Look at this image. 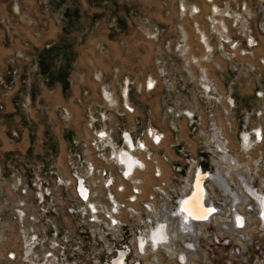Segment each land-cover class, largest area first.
<instances>
[{"label":"rangeland","instance_id":"1","mask_svg":"<svg viewBox=\"0 0 264 264\" xmlns=\"http://www.w3.org/2000/svg\"><path fill=\"white\" fill-rule=\"evenodd\" d=\"M213 1L231 16L236 11L244 23L241 27L232 17L224 18L234 41L229 45L211 29L206 0H0V55L10 49L0 65V130L6 128L9 142L18 143L0 148V264H5V250L17 247L24 253L22 232L29 225L59 232L76 226L74 217L85 206L73 202L77 176H83L91 200L104 209L102 169L118 201L131 183L141 199L155 196L161 183L165 190L183 189L194 162L208 173L222 167L231 174L237 170L232 160L256 177L253 185L264 192V0ZM203 32L213 48L205 57V73L181 52L187 44L204 63ZM202 79H208L214 97L207 96ZM61 100L76 103L72 112L55 106ZM7 104L13 113H7ZM256 126L262 128L258 141L252 138ZM213 128L221 145H228L222 147L225 153L216 146ZM149 129L161 134L162 143L150 142ZM242 131L250 132L249 147L241 143ZM125 132L142 159L132 181L120 176L112 154L125 148ZM155 166L161 174H155ZM119 183L125 188L121 193L115 190ZM205 183L211 196L226 198L210 179ZM166 192L154 204L170 212L174 192ZM39 193L44 194L40 202ZM128 219L132 228H140L135 217ZM86 239L92 254L91 236Z\"/></svg>","mask_w":264,"mask_h":264},{"label":"built area","instance_id":"2","mask_svg":"<svg viewBox=\"0 0 264 264\" xmlns=\"http://www.w3.org/2000/svg\"><path fill=\"white\" fill-rule=\"evenodd\" d=\"M147 133L150 142L158 143L157 140L161 138V134H158L159 139L155 140V133L152 137L150 131ZM195 165V162L191 163V173L184 180L183 189L174 191L169 190L171 187H166V192L161 183V185H156L155 196L151 193L147 194L145 199H141L138 188L131 183L130 191L119 201L113 198V194L107 189V186L112 184V179L102 169L101 184L107 190L105 199L108 202L104 204V209L91 200L90 187L84 182L83 176H77L74 184L75 201L73 202H82L85 206L83 204L74 217L76 226L66 225L60 232L55 228L46 230L40 227L37 230L33 224L29 225L25 231L18 229L24 231L25 234L23 235L22 232V236L29 240V244L26 239L23 254L17 247L5 250V264H264V213L260 207L254 205L253 201L249 203V198L247 202L245 201L246 204H250L249 206L243 205L240 197L229 205L226 198L213 197L209 194L208 184L205 183L206 179L203 177L202 187L205 191L203 200L207 201L208 197V202L214 203L217 208L225 204L230 207V213L224 217L228 218V224L233 228L231 231L221 222L213 224L210 217L212 214L217 215L218 210H213V213L210 212L211 214L209 213L204 218L193 219L187 228H179V217L173 215L172 211L169 212L168 206H163L161 211L156 208L154 203L162 198L161 194L164 192L167 194H170V191L174 192L173 210L177 206L180 192L188 190L187 194L191 193L195 173L199 170ZM137 167L140 169V165ZM154 170L156 175L161 174L159 167L155 166ZM120 176L131 181L128 179L129 175L126 177L122 171H120ZM254 179L252 182L256 184L257 178L254 177ZM263 182L262 180L261 184ZM238 185V182L231 184V187L236 188V193L239 191ZM80 186L85 190L84 196L81 194ZM252 187L257 188L253 184ZM124 189L122 183L115 187L117 193H121ZM13 195V192L10 193V196ZM43 195L39 193V202L43 200ZM3 201L6 202V200ZM242 207L246 210L245 215ZM73 209L74 205L70 207V210ZM12 211L13 214H17L18 209ZM233 211L236 215L243 217L241 224H235L237 222ZM69 214H72V211ZM130 216L138 220L140 228H132L128 219ZM29 218L35 220L31 215ZM157 225L164 226L165 235L153 241L150 230L157 229ZM166 227L170 230L167 231ZM236 229H240L241 234L235 233ZM192 231L191 236L185 233ZM87 235L91 236V247L95 250L92 254H89L92 250L86 246L89 242L86 239ZM98 242L101 244L100 250L95 248ZM80 253H84L81 258ZM216 255L222 256V260L213 261L212 257Z\"/></svg>","mask_w":264,"mask_h":264},{"label":"bare ground","instance_id":"3","mask_svg":"<svg viewBox=\"0 0 264 264\" xmlns=\"http://www.w3.org/2000/svg\"><path fill=\"white\" fill-rule=\"evenodd\" d=\"M217 12V10H216ZM222 12V11H221ZM251 42H252V39H251ZM148 86V85H147ZM150 88L149 89H152V87H154L153 85L149 86ZM207 96H209V98H212L214 97L213 94H211L209 91H207ZM224 107V110L225 111H228L227 109V106L223 105ZM215 129V128H213ZM259 130H257L256 132H258ZM213 132V137H214V140H217V144L219 142H221L218 138H217V132L214 130L212 131ZM221 134V133H220ZM257 134V133H256ZM126 136V137H125ZM124 137V140H128L129 137L128 135H123ZM155 138V137H154ZM257 139H258V136H257ZM125 140V141H126ZM109 141V140H108ZM131 141V140H129ZM128 141V142H129ZM127 142V141H126ZM110 143V142H109ZM127 144V143H126ZM129 144V143H128ZM131 144V143H130ZM223 144V143H222ZM132 146V144H131ZM129 146V149L130 147ZM222 147H227V143L223 145H221ZM246 146V145H245ZM244 147V146H243ZM110 148H111V145H110ZM109 148V149H110ZM115 150V149H114ZM134 150V149H133ZM224 151V153L226 152L225 149H222ZM122 151L123 152H127L128 154H130V157H132L133 160H136V163H134L132 166H130V168H126L125 165L123 162H122V158L124 157L121 156L122 155ZM115 152V151H114ZM216 153V152H215ZM248 153V152H247ZM217 154V153H216ZM227 155V154H226ZM230 155V158L231 159V154ZM121 156V157H120ZM139 158V160L137 158ZM114 158V156H113ZM115 159V158H114ZM113 159V160H114ZM126 159H129L128 157H125V160ZM116 161L119 162V170L123 172V174L126 175V171H128L130 173L128 179H131L132 181V176L133 174L135 173L134 171L136 169H139L137 166L138 165H141L142 163V159L140 158L139 155H133L131 154V151L127 150L126 148H118L116 149ZM121 160V161H120ZM127 162V161H126ZM232 161L230 160V163ZM130 163V162H129ZM237 168V170L235 171H232L233 173L231 174H227L228 175V178L224 177V174L228 173L224 168L221 167L220 169H217V173L213 174V175H208L206 173L208 172H205L204 174L201 173L199 170L196 171L195 173V176H194V180H193V185H192V191L191 193L187 194L188 193V190H183L182 192H180L179 194V198H178V201H177V206L174 208V210H172V213L173 215L175 214L176 216L179 217V222H178V227L182 228V223L183 221H185L184 218H182L183 216L186 217L187 219H189V223L195 219V218H204L205 216L209 215V213H213L212 211L215 210L217 211L218 210V214H212L210 218H212V222L213 224H217L218 222H221L222 224L225 225V227L227 229H229L230 231L233 229L231 227L230 224H228V218L224 217L226 216L228 213H230L231 209L228 205L225 204V206H218L219 208H217V205H215L214 203H210L208 202L209 201V198L207 197V201L206 200H203L204 198V195H203V192L205 194V191L202 187V179L204 177V179H210V181L213 183V185L215 186H218V189L223 193L225 194V197H226V200L228 201V204L231 205L232 204V201L234 202L235 199H238L239 197L242 199V202H243V205L246 204L245 202V199L250 197V200L249 202L252 200L254 205H257L258 207H260V209L263 211L264 213V193H262L260 190H258L257 188L255 187H252V181L255 180L254 177H251L250 174H246L244 173L243 169H240V167L236 166L234 162H232L231 166H233ZM246 168L248 169V164L246 162ZM127 166V165H126ZM128 167V166H127ZM147 167V166H146ZM201 170V169H200ZM231 175V177H230ZM209 176V178L207 177ZM248 176V177H247ZM126 177H128V174L126 175ZM232 177H234L236 180H234ZM192 179V177H190ZM253 178V179H251ZM224 179H227L228 181H225ZM194 181H195V184H194ZM236 183L238 182L239 183V191L238 193H236V190L233 189L231 186H229L227 183ZM252 183V184H251ZM133 184V183H132ZM191 184L190 180H189V185ZM135 187H137V185H133ZM194 186V187H193ZM215 186V187H216ZM217 188V187H216ZM80 191H81V194L84 196V193H85V190L80 186L79 187ZM217 189V190H218ZM219 192V191H218ZM250 195H248V194ZM183 199V202H182V208L186 211V213L189 214L188 215H184L181 211H179V203L180 201ZM86 201H90V200H86ZM185 201H187V204H185ZM203 204V206H202ZM207 205V206H206ZM205 208V209H204ZM224 208V210H223ZM211 210V211H210ZM242 210L245 212L244 215L246 214V210L243 209L242 207ZM177 213V214H176ZM185 213V212H184ZM210 213V214H211ZM233 216H235V221L237 223H235L236 225L237 224H241V222H243V217L241 218L240 215H236V213L233 211ZM235 214V215H234ZM193 217H191V216ZM185 226V225H184ZM183 228H187L188 227V224L187 226H185ZM170 228H172L171 226H169ZM167 231L170 230L168 227H166ZM188 230V229H187ZM235 233H240V229H236L234 230ZM187 235L191 236L193 231L191 233L189 232H185ZM150 234H151V239L153 241H156L158 240L159 237H164L165 235V228L164 226H161V225H157V229H154L152 228L150 230ZM241 234V233H240ZM162 237V238H163ZM167 237V236H166Z\"/></svg>","mask_w":264,"mask_h":264},{"label":"crops","instance_id":"4","mask_svg":"<svg viewBox=\"0 0 264 264\" xmlns=\"http://www.w3.org/2000/svg\"><path fill=\"white\" fill-rule=\"evenodd\" d=\"M206 1H208V3H210V4H208V10H209V13L211 14H209L210 16L209 17H211V18H209V20H210V27H211V29H215L214 30V32H215V34H216V36H218L219 37V39H217V40H219L220 41V43H222V41L224 40L228 45L229 44H231L232 43V41H233V38H230V36H229V34H228V30H227V28H226V24H225V21H224V18L225 17H232L233 19H235L236 21H237V24L238 25H241V27L243 26L244 27V23L242 22V21H240V20H238V17H237V12L235 11V13H236V15H234V16H231V13H229L228 12V10L227 9H225V8H221L218 4L216 5L215 3H214V1L213 0H206ZM210 5H212L213 6V8L210 6ZM205 6V5H204ZM182 7H186L185 6V3H182ZM206 7V6H205ZM194 8H196V6H194ZM193 8V9H194ZM191 9H192V7L191 6H189L188 7V11H191ZM216 10H217V12H216ZM184 11H186V10H184ZM197 8H196V11H195V13H197ZM222 11V12H221ZM242 23V24H241ZM236 24V25H237ZM197 29V28H196ZM6 34H8V31H6L5 32ZM249 36V41H251V39L253 40V38L250 36V35H248ZM223 38H225V39H223ZM201 40V43H202V45H204L203 47V52L201 53V56H202V60H203V62L204 63H202L199 59H197V58H195V55L193 54V53H191V50L189 49V45H188V47L186 48V46H187V44H185L183 47H182V53H184L185 51H186V53H185V56H191V58L193 59V61H189L188 62V64H195L194 66H198L199 68H201V71H202V73H205V72H207L206 71V69H205V67H207L206 65L207 64H205V62H206V59H205V57H207V55H210V53H212V51H213V48H212V44L208 41V40H206V32H203L200 36H199V41ZM234 42V41H233ZM48 43H44L43 44V46H46ZM237 44V42H235V44H234V46H232V48L233 49H236L237 48V46L238 45H236ZM254 44V43H253ZM40 46V45H39ZM187 49V50H186ZM221 50L223 51L224 50V46H222L221 47ZM3 54L4 55H0V65H2L5 61H7V58L8 57H10V54H9V52H10V49L9 48H6V49H4L3 51ZM244 53V52H243ZM193 54V55H192ZM228 54V53H227ZM244 55V54H243ZM205 70V72L203 71V70ZM204 75H206V74H204ZM207 76V75H206ZM124 77H127V75L125 74L124 75ZM205 80V79H204ZM205 81H207V83L206 82H203L205 85H208V79H206ZM147 82H149L150 83V85H153L152 84V82H153V77H150V79H149V81L147 80ZM103 84H101V86H102ZM127 86V85H126ZM104 86H102V88H103ZM207 87V86H206ZM208 87L210 88V86L208 85ZM154 87H152V89H153ZM103 90H104V88H103ZM110 93H111V91L110 90H108ZM126 92H127V88L125 89V97H126ZM105 93H106V95L107 96H109L108 95V92L105 90ZM110 97H111V99H109V101H110V103L111 104H116V96H113V95H110ZM127 98H125V100H126ZM97 103V102H96ZM76 103H73L72 102V100L70 101V102H68V101H63V100H61V101H59L58 103H56L55 104V106H57V105H60V106H62V107H64V108H66V109H68V110H70V112H72V107H73V105H75ZM9 105L10 104H7L6 105V108H7V113H13L14 112V107H12L11 105V108L9 107ZM8 108H10V109H8ZM187 112H190L188 109H187ZM15 128L14 127H12L11 128V130H14ZM242 133H245V132H242ZM125 134H128L129 135V133L127 132V133H124V135ZM159 133L156 131L155 132V135H157L158 137H159V135H158ZM152 135H153V132H152ZM130 136V135H129ZM131 137V136H130ZM123 139H124V137H123ZM132 139V138H131ZM10 140H12V139H10L9 138V136L7 135V133H6V128H4V129H1L0 130V148H1V150H7V149H9V148H16L17 147V144L18 143H10L9 141ZM125 143H127L125 140H124V145H125ZM160 143H162V141L160 142ZM159 143V144H160ZM111 145H114V144H112L111 143ZM130 151V150H129ZM113 153V152H112ZM134 156H135V154L133 153V152H131ZM137 158V157H136ZM114 161H115V163H117V164H119V162L118 161H116L115 159H114ZM120 165V164H119ZM136 178V177H135ZM132 179H134V177L132 176Z\"/></svg>","mask_w":264,"mask_h":264},{"label":"flooded vegetation","instance_id":"5","mask_svg":"<svg viewBox=\"0 0 264 264\" xmlns=\"http://www.w3.org/2000/svg\"><path fill=\"white\" fill-rule=\"evenodd\" d=\"M203 82H206L207 83V81H205L204 79H202V81H200V83L202 84V86L203 87H205V90L206 91H212V89L210 90V88L208 87V85H205ZM207 86V87H206ZM187 112V111H186ZM188 114L190 115L191 114V112H188ZM216 131V129H213V131ZM257 130H259L258 132H256ZM217 132V131H216ZM242 132H244V131H242ZM241 132V143H242V145L243 146H247V147H249V145H250V140H252L251 139V136H250V132L248 133L247 131H245V133H242ZM125 133H127V132H125ZM213 133V132H212ZM257 133V134H256ZM252 138L254 139V141L255 140H261L262 139V128L261 127H259V126H256V127H254L253 128V132H252ZM126 135V134H125ZM130 135V134H129ZM150 135H151V137L153 136L152 135V131L150 130ZM155 135V134H154ZM257 136H258V139H257ZM157 138L159 139V137L157 136V135H155V140H157ZM126 140V139H125ZM129 140H131V141H129ZM127 141V144L125 143V148L127 149V150H130L131 152H133L134 150H133V148H134V143H133V140L131 139V137L129 136V139L128 140H126ZM129 141V142H128ZM162 141V139L160 138L159 140H157V142H158V144L160 143ZM123 142H124V139H123ZM215 142H216V146L219 148V146H221V142H219L218 144H217V140H215ZM129 143V144H128ZM132 144V146H131V144ZM143 145H145V144H143ZM129 146H131L130 147V149H129ZM216 147V148H217ZM124 148V147H123ZM222 146H221V148H220V150L219 151H221L222 152ZM115 151V152H114ZM113 151V156H114V158L116 159V149ZM216 151V150H215ZM132 154V153H131ZM124 155V157L122 158V162L124 163V164H126L125 165V167L126 168H130V166H132L134 163H136V160H133L132 159V157H130V154H128L127 152H123L122 151V155L121 156H123ZM120 156V157H121ZM125 157H128L129 159H126V161H124L125 160ZM138 160H139V158H137ZM121 161V160H120ZM130 162V163H129ZM231 168H234V166H231ZM198 169H199V171L201 172V173H205V171L206 170H204V169H202L200 166H198ZM201 169V170H200ZM217 169H220V168H217ZM217 169H215V172H212V173H206V174H208V175H213V174H215V173H217ZM225 169V168H224ZM221 170V169H220ZM226 170V169H225ZM232 171H235V170H232ZM231 171V172H232ZM135 172V171H134ZM130 175V173L128 172V171H126V175ZM227 174H229V173H226V175ZM208 178H209V176H207ZM225 177V176H224ZM128 178H130V177H128ZM227 178H228V176H227ZM206 179V178H205ZM225 181H227L226 179H224ZM194 184H195V181H194ZM229 186H231V183H227ZM216 186V185H215ZM194 187V186H193ZM217 188H218V186H216ZM203 195H204V192H203ZM182 202H183V199L180 201V203H179V211H181L184 215H188L189 216V214L188 213H186V211L182 208ZM202 206H203V204H202ZM205 209V208H204ZM185 212V213H184ZM177 214V213H176ZM191 216V215H190ZM192 217V216H191ZM182 218H184L185 219V221H183V223H182V225L184 226H187V224H188V227L190 226L189 224V219H187L186 217H182ZM193 218V217H192ZM182 226V227H183ZM184 226V227H185ZM163 237V236H162ZM162 237H159L158 239H161Z\"/></svg>","mask_w":264,"mask_h":264},{"label":"snow or ice","instance_id":"6","mask_svg":"<svg viewBox=\"0 0 264 264\" xmlns=\"http://www.w3.org/2000/svg\"><path fill=\"white\" fill-rule=\"evenodd\" d=\"M185 204H187V201H185ZM211 211V210H210Z\"/></svg>","mask_w":264,"mask_h":264}]
</instances>
